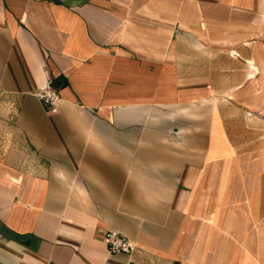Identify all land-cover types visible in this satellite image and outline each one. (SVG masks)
I'll use <instances>...</instances> for the list:
<instances>
[{
	"label": "crops",
	"instance_id": "0c3cea01",
	"mask_svg": "<svg viewBox=\"0 0 264 264\" xmlns=\"http://www.w3.org/2000/svg\"><path fill=\"white\" fill-rule=\"evenodd\" d=\"M253 112L264 0H0V264H264Z\"/></svg>",
	"mask_w": 264,
	"mask_h": 264
},
{
	"label": "built area",
	"instance_id": "2783aa9c",
	"mask_svg": "<svg viewBox=\"0 0 264 264\" xmlns=\"http://www.w3.org/2000/svg\"><path fill=\"white\" fill-rule=\"evenodd\" d=\"M35 94L37 97L43 100L53 111L57 110V105L62 99L59 93V89L54 82H48L39 87L35 91ZM103 240L108 244L111 252L113 253H132L136 248L135 242H133L125 234L117 230H107L103 234Z\"/></svg>",
	"mask_w": 264,
	"mask_h": 264
},
{
	"label": "rangeland",
	"instance_id": "374dc122",
	"mask_svg": "<svg viewBox=\"0 0 264 264\" xmlns=\"http://www.w3.org/2000/svg\"><path fill=\"white\" fill-rule=\"evenodd\" d=\"M253 113L256 115L250 116L243 120L232 119L233 129L241 134L244 139H248V137L250 138V130H258L263 133H261L259 136L260 139L264 140V115H259V112Z\"/></svg>",
	"mask_w": 264,
	"mask_h": 264
}]
</instances>
